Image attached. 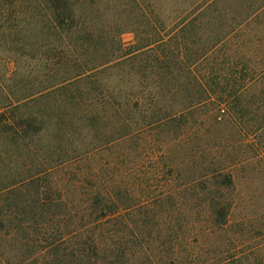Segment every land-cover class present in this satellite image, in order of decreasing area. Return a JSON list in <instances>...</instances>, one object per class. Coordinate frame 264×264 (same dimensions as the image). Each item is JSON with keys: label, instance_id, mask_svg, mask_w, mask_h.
<instances>
[{"label": "trees", "instance_id": "16d2710c", "mask_svg": "<svg viewBox=\"0 0 264 264\" xmlns=\"http://www.w3.org/2000/svg\"><path fill=\"white\" fill-rule=\"evenodd\" d=\"M242 1L235 26L229 0H0L9 261L264 264V199L241 188L264 171V75L231 48L264 0Z\"/></svg>", "mask_w": 264, "mask_h": 264}, {"label": "rangeland", "instance_id": "374dc122", "mask_svg": "<svg viewBox=\"0 0 264 264\" xmlns=\"http://www.w3.org/2000/svg\"><path fill=\"white\" fill-rule=\"evenodd\" d=\"M231 2V5H234L235 7V26L237 24L238 19H240V16L238 15V11H241V9H239V3L243 2L242 0H229ZM238 1V2H237ZM230 11H232V9H230ZM239 17V18H236ZM263 39V42L261 43ZM122 40L125 46H130L135 42V35L133 32L131 31H127L122 35ZM232 53H234L235 56V61H251V68H249L250 70V75H264V15L260 18H256L252 23H250V26L247 28H244L238 32L235 33V39H234V43L232 45ZM7 67V69H9L10 71H12L15 68V62L13 61V59H9L8 57H3L2 59L0 58V71L4 70V67ZM109 158H112L109 157ZM114 163H118V161L115 159ZM69 171H73V163H69L67 165H65V168L57 171L55 176L62 179L59 183V185L61 187L66 186L67 182L72 183L73 182L70 181L69 177H73V172L66 174V172ZM254 172L257 173V175H255L256 179L254 180L253 184H250L249 189H247V185L246 184H242L241 188L244 192H246L247 194L249 193V196L253 199L254 201L255 198H257V195L262 196V198L264 199V182H262L264 180V171L262 170V168H260L259 166H257V169H254ZM261 175V176H260ZM260 178L262 179V181L260 180ZM261 181L262 183L258 182ZM70 185V184H69ZM71 185V188L69 190V193L72 195V200H73V186ZM67 188V187H66ZM257 190V191H254ZM254 191V192H252ZM247 200V199H246ZM248 200H250V198H248ZM247 200V201H248ZM260 208L258 209V207L254 208L251 207L250 209H255V218H257L255 221H264V218L259 215H264V202H260ZM262 218V219H261ZM107 228H112L107 226ZM256 231H255V235L256 237H258V234H260L261 230L259 229V226L256 224ZM89 233H85L83 236H91V233L89 235H87ZM117 235V234H116ZM114 235V233H104L103 237H102V241L105 239V237H107L106 242L103 243L104 246H111V243H116L122 241L121 235ZM260 239V238H258ZM71 247H75V243H76V238L71 239ZM193 254L188 256L187 261L185 262V264H200V261L202 260V257L200 256V249L199 248H189ZM15 253V251H5L4 253H2V249L0 250V264H17V262L15 260H10L9 259L13 256V254ZM44 255V254H43ZM43 257V256H42ZM45 259V258H44ZM45 261L40 260L39 264H45ZM102 264V263H100Z\"/></svg>", "mask_w": 264, "mask_h": 264}]
</instances>
